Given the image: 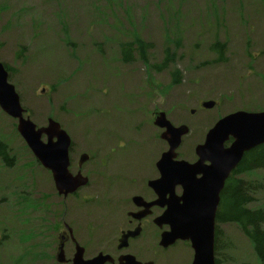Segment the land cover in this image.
Wrapping results in <instances>:
<instances>
[{"label":"rangeland","instance_id":"374dc122","mask_svg":"<svg viewBox=\"0 0 264 264\" xmlns=\"http://www.w3.org/2000/svg\"><path fill=\"white\" fill-rule=\"evenodd\" d=\"M0 60L25 117L38 128L58 121L76 153H97L112 136L119 164L144 167L165 146L154 126L162 110L190 127L178 150L190 159L223 116L264 110V0H0ZM209 100L217 104L202 109ZM17 125L0 107V141L15 158L11 167L0 158V264H58L43 258V245L56 254L59 200L49 199L54 210L37 204L55 195L52 176ZM235 177L260 183L249 206L264 209V169ZM85 206L78 220L88 237L94 211ZM216 226L220 264H261L238 224ZM83 242L87 252L102 250L100 241Z\"/></svg>","mask_w":264,"mask_h":264},{"label":"flooded vegetation","instance_id":"af4514ba","mask_svg":"<svg viewBox=\"0 0 264 264\" xmlns=\"http://www.w3.org/2000/svg\"><path fill=\"white\" fill-rule=\"evenodd\" d=\"M161 111L155 112V117ZM172 123L175 126L185 125V123ZM157 128L161 131L160 138L165 144L164 149L159 153L156 151L159 156L153 162L138 169L119 164L112 152L114 150L119 152L121 145L118 142V146H113L114 137L112 136L107 137V146L98 147L97 153L88 154L89 159L83 164H80V160L82 154L86 152L76 153L72 140L69 149V170L73 175L83 174L89 181L87 185L80 187L74 193L66 196L58 194L63 229L59 234L56 254L49 252L50 255L44 254L43 258L58 264H70V262L72 264L76 254L81 252L84 260L92 259L100 254L108 255L109 259L104 264H192L195 251L190 240L177 239L168 245L162 243L163 234L170 232L172 226L168 220H161V218L170 209H173V215L183 211L182 197L185 188L182 183H178L180 174L172 162H168L164 169L158 166L163 154L170 150V144L163 138L166 128L159 126ZM232 141L230 139L226 146ZM199 144L201 143L197 145ZM197 145L195 149L193 148L194 155L190 159L180 157L178 153L180 145L175 150L177 156L174 160L184 159L190 163H196L200 159L196 152ZM99 155H102L101 159H106L105 163L101 162V166L94 163L100 159ZM91 159L92 167L89 168L86 164ZM207 165L209 161L198 165L195 170H191L189 177L194 180L201 179L204 173L200 170ZM130 170L133 172L127 175L126 172ZM52 197L50 195L48 198ZM50 202L53 207L56 206L55 201ZM85 205H89L94 211V213H88L93 219L91 226L86 224L90 229L88 237L80 236L84 233V227L78 220L81 218L80 213L87 209ZM215 230L217 234V226ZM99 231L101 232L98 233ZM100 234L103 236L99 239L96 236ZM90 239L100 241L102 250L87 252L83 241L88 242ZM52 247L54 248V244ZM60 247L64 251L62 263H59L57 259ZM93 253L95 254L91 255Z\"/></svg>","mask_w":264,"mask_h":264},{"label":"water","instance_id":"95a60500","mask_svg":"<svg viewBox=\"0 0 264 264\" xmlns=\"http://www.w3.org/2000/svg\"><path fill=\"white\" fill-rule=\"evenodd\" d=\"M202 105L211 109L216 102L209 100ZM0 107L5 113L18 119V132L37 159L51 170L60 194L67 195L87 184V177L81 173L73 175L69 171L71 140L68 133L52 118L49 119L47 126L38 128L31 118L25 117L26 111L21 104L20 96L14 84L9 81L8 70L1 60ZM154 123L166 128L163 138L170 144V150L163 154L158 166L164 169L168 162H172L180 174L178 183H182L185 188L182 197L183 211L173 215V209H170L161 218L168 220L172 226L170 232L163 234L162 243L168 245L177 239L190 240L195 251L192 264H216L215 222L220 195L231 171L242 161L245 153L264 144V111L239 110L221 118L208 132L205 142L197 146L196 152L200 159L196 163L174 160L177 156L175 150L181 145L183 136L189 132L186 125H173L163 111L157 114ZM44 135L47 136L46 142L42 140ZM230 138L233 142L230 146H225ZM87 159L88 155L83 154L80 164ZM206 161L210 164L200 170L204 176L197 180L190 178L191 170H195ZM108 259V255L100 254L84 260L82 253L79 252L73 264H104ZM58 261H63L61 248Z\"/></svg>","mask_w":264,"mask_h":264},{"label":"trees","instance_id":"16d2710c","mask_svg":"<svg viewBox=\"0 0 264 264\" xmlns=\"http://www.w3.org/2000/svg\"><path fill=\"white\" fill-rule=\"evenodd\" d=\"M140 47L144 52L146 44L141 43ZM218 47L220 49L217 51L223 53L224 45L218 44ZM130 57H126L125 59ZM141 57L146 60V53L144 52ZM166 61H168V56L160 67H165ZM0 158L7 167L14 165L15 158L13 156L11 157L6 148V144L1 141ZM239 163L233 175L227 180L222 192L219 210L217 212V221L218 223L228 222L238 224L253 244L258 260L261 264H264V209L262 207L253 209L249 206V203L253 201L250 193L253 190L256 191L260 187V183L252 181L246 182L235 177L239 173H249L254 169H264V144L247 152ZM251 185L253 189H251ZM37 204L39 207H43V202L40 199ZM25 205L22 204L21 207L24 208ZM221 233V230L218 229L216 234V264H220L221 262L219 256L217 257L221 247L219 243Z\"/></svg>","mask_w":264,"mask_h":264},{"label":"bare ground","instance_id":"6f19581e","mask_svg":"<svg viewBox=\"0 0 264 264\" xmlns=\"http://www.w3.org/2000/svg\"><path fill=\"white\" fill-rule=\"evenodd\" d=\"M238 165V164H237Z\"/></svg>","mask_w":264,"mask_h":264}]
</instances>
